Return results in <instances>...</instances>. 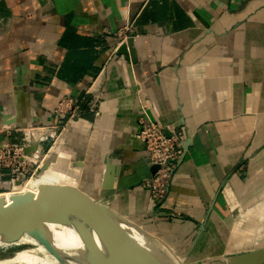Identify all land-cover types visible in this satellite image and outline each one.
<instances>
[{
	"label": "crops",
	"instance_id": "obj_1",
	"mask_svg": "<svg viewBox=\"0 0 264 264\" xmlns=\"http://www.w3.org/2000/svg\"><path fill=\"white\" fill-rule=\"evenodd\" d=\"M67 97L80 116L56 114ZM142 116L186 132L156 207ZM0 127L55 135V165L66 153L99 182L82 191L189 264L225 253L210 248L264 174V0H0Z\"/></svg>",
	"mask_w": 264,
	"mask_h": 264
},
{
	"label": "water",
	"instance_id": "obj_2",
	"mask_svg": "<svg viewBox=\"0 0 264 264\" xmlns=\"http://www.w3.org/2000/svg\"><path fill=\"white\" fill-rule=\"evenodd\" d=\"M158 168L152 166V174ZM111 179H115L114 175ZM70 210L85 217L71 223ZM19 233L71 249L91 264H161L153 250L165 254L166 248L174 253L142 226L70 184L42 185L37 195L19 194L10 203L0 196V238ZM227 264H264V248L235 254L228 258Z\"/></svg>",
	"mask_w": 264,
	"mask_h": 264
},
{
	"label": "built area",
	"instance_id": "obj_3",
	"mask_svg": "<svg viewBox=\"0 0 264 264\" xmlns=\"http://www.w3.org/2000/svg\"><path fill=\"white\" fill-rule=\"evenodd\" d=\"M128 30L129 27H124L117 34L124 38ZM55 112L62 117H72L80 116L83 111L73 98L67 97L58 103ZM185 134L181 128L166 127L145 116L139 120L136 137L149 164L159 167L142 183V188L150 192L153 207L158 206L168 194L171 179L184 152ZM54 138L55 135L51 134L45 139L54 143ZM46 149L42 138L33 137L32 128L0 127V185L9 178L15 187L28 176L35 175L42 168Z\"/></svg>",
	"mask_w": 264,
	"mask_h": 264
},
{
	"label": "bare ground",
	"instance_id": "obj_4",
	"mask_svg": "<svg viewBox=\"0 0 264 264\" xmlns=\"http://www.w3.org/2000/svg\"><path fill=\"white\" fill-rule=\"evenodd\" d=\"M51 148L44 158V166L45 160L48 157ZM50 158L51 154L49 156V168L47 167L48 169L41 174L39 179L35 178L29 180L23 185V187L16 184V189H14V191L0 193V196H3L6 202L10 203L12 202V198L19 194L31 192L34 195H37L40 192L41 186L46 184H70L82 190L83 187L84 189H87L88 186L92 185L95 187L99 183H95L96 178L89 179V174L83 173L82 168L73 167L72 163L75 160L71 159V157L68 156L64 157L62 160H57V165H55L56 162ZM241 213L245 214L248 212L243 211ZM69 214L71 215V223H78L85 217V215L79 216L80 213L75 210H70ZM63 227L71 228L68 226ZM20 244H25L28 246L17 249L11 256L0 257V264H91L77 252L47 243L43 239L29 233H19L18 235L11 238H0V247L2 248L7 246H17ZM146 244H148L147 241ZM151 248L155 249L153 247ZM156 250L157 249L153 250V254L161 264L166 262L167 264L183 263V260L180 259V257L174 251V253H172L164 248L165 254L163 253V255L161 252ZM204 264L207 263L204 262Z\"/></svg>",
	"mask_w": 264,
	"mask_h": 264
},
{
	"label": "rangeland",
	"instance_id": "obj_5",
	"mask_svg": "<svg viewBox=\"0 0 264 264\" xmlns=\"http://www.w3.org/2000/svg\"><path fill=\"white\" fill-rule=\"evenodd\" d=\"M56 139L57 138L55 137L54 142H56ZM52 142L53 141H51V143ZM53 144H50V146L45 150L46 153L49 152V149L50 147H52ZM49 156H50V153L45 160V166L42 165V168L39 169L35 175L32 174L28 176L24 180V182L20 184L21 187H23L26 181H29L35 178L39 179L41 174L49 168V165H50ZM64 157H68L66 153H64ZM79 165H82L81 162L74 161L72 163L73 167L79 168ZM81 168H84V167H81ZM5 180L6 182L0 185V193L14 191V189H16V186L13 187V182L11 181V179L7 178ZM242 197L244 199L240 202V207L238 208V212L236 213L237 224L234 230V234H232L230 237L231 239L230 243L225 244L224 242H221L219 240L217 241L214 247L212 246L210 248L212 253L225 252V251L227 252L203 256L199 258L200 260L199 262L198 261L194 262V264H204V262H206L207 264H227L228 258L235 254L243 253L248 250L264 248V244H263L264 243V174L263 173H260L256 177V179L253 180V182L249 185L248 190H246L243 193ZM243 211L248 212V213H245V214L241 213ZM232 228H233V225L230 226V230ZM27 246L28 245L20 244L17 246H7L3 248L0 247V257L11 256L17 249L27 247ZM172 250L177 254L174 248H172ZM202 254H207V253L203 252ZM177 255L180 257V259L183 260L182 262H184L185 260L187 262H184V263L189 264V260H188L189 254H186L185 252L184 253L179 252V254ZM197 256L198 255L195 254L193 258Z\"/></svg>",
	"mask_w": 264,
	"mask_h": 264
}]
</instances>
